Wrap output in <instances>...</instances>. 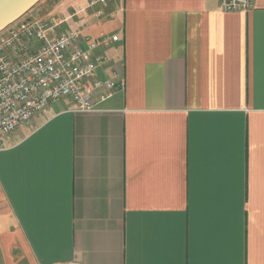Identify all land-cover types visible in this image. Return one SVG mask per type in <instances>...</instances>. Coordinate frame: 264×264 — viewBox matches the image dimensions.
<instances>
[{
  "label": "crops",
  "instance_id": "1",
  "mask_svg": "<svg viewBox=\"0 0 264 264\" xmlns=\"http://www.w3.org/2000/svg\"><path fill=\"white\" fill-rule=\"evenodd\" d=\"M90 1L34 20L125 91L1 141L0 264H264V0Z\"/></svg>",
  "mask_w": 264,
  "mask_h": 264
},
{
  "label": "built area",
  "instance_id": "2",
  "mask_svg": "<svg viewBox=\"0 0 264 264\" xmlns=\"http://www.w3.org/2000/svg\"><path fill=\"white\" fill-rule=\"evenodd\" d=\"M108 0H91L89 7ZM224 12H246L253 0H221ZM58 23L30 21L13 24L0 37V143L53 101L67 98L74 113L95 110L94 98L104 102L124 92V81L94 78L101 58L94 55L98 43L75 32L56 34ZM103 35L100 42H116ZM85 44V49L80 43ZM1 149V145H0ZM78 264V263H70Z\"/></svg>",
  "mask_w": 264,
  "mask_h": 264
},
{
  "label": "water",
  "instance_id": "3",
  "mask_svg": "<svg viewBox=\"0 0 264 264\" xmlns=\"http://www.w3.org/2000/svg\"><path fill=\"white\" fill-rule=\"evenodd\" d=\"M42 0H0V34L18 22Z\"/></svg>",
  "mask_w": 264,
  "mask_h": 264
},
{
  "label": "rangeland",
  "instance_id": "4",
  "mask_svg": "<svg viewBox=\"0 0 264 264\" xmlns=\"http://www.w3.org/2000/svg\"><path fill=\"white\" fill-rule=\"evenodd\" d=\"M60 0H42L39 4H37L30 12H28L23 18H21L17 23H23V22H30V21H36L34 19L36 14H39L41 12H48L51 10L56 4L59 3ZM44 23L48 24L49 21H43ZM5 31L0 34V37L5 35Z\"/></svg>",
  "mask_w": 264,
  "mask_h": 264
}]
</instances>
